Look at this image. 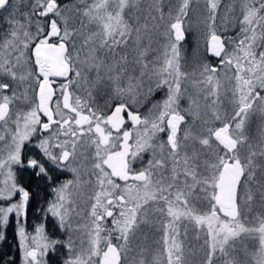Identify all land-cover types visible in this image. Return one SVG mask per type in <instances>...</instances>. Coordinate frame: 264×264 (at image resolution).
<instances>
[{
    "label": "rangeland",
    "instance_id": "rangeland-1",
    "mask_svg": "<svg viewBox=\"0 0 264 264\" xmlns=\"http://www.w3.org/2000/svg\"><path fill=\"white\" fill-rule=\"evenodd\" d=\"M82 2L73 15L83 26L76 33L69 26L72 11L60 15L54 0H10L6 8L0 83L6 76L9 87L0 90V106L6 107L0 117V227L12 218L20 264H100L105 244L94 236L97 215L119 203L126 216L116 243H109L117 248L112 264H210L218 251L223 254L216 264H264V7L259 0ZM51 14L57 21L40 30L43 16ZM175 22L182 39L171 28ZM52 29L66 44L74 89L59 91L56 118L73 119L69 104L88 122L82 129L87 141L73 148V178L56 185L50 198L40 192L48 199L36 205L43 220L53 219L54 236L42 222L26 229L18 183L21 145L37 115L32 45ZM215 38L223 48L206 51ZM161 86V95L151 99ZM121 95L138 108L149 98L154 109L153 121L148 125L143 116L130 139L142 178L117 190L107 169L120 138L107 120ZM167 112L181 117L177 135L164 124ZM76 128L77 141L83 137ZM216 130H225L230 146L214 139ZM61 133L54 127L39 141L45 157L44 143ZM224 164L231 166L229 208L215 200ZM229 229L239 230L230 235Z\"/></svg>",
    "mask_w": 264,
    "mask_h": 264
},
{
    "label": "flooded vegetation",
    "instance_id": "flooded-vegetation-1",
    "mask_svg": "<svg viewBox=\"0 0 264 264\" xmlns=\"http://www.w3.org/2000/svg\"><path fill=\"white\" fill-rule=\"evenodd\" d=\"M10 3V0H5L3 3V6H0V41L1 38L6 37V21H9V17L6 16V8L7 5ZM16 12H20V8H16ZM2 15H4V19L2 18ZM7 18V19H6ZM40 43H50L55 46H58L60 43H63L64 45V53H65V42L57 37L55 29H52L48 33V37L43 42H37L32 43L33 47L36 46V44ZM217 46V47H216ZM260 46V45H259ZM206 51L208 50H220L223 48V46L218 45V42L215 41L213 45L208 42L206 44ZM211 48V49H210ZM217 51V52H218ZM120 57V64H117L118 69L120 70L123 66L120 67L122 62L123 55H119ZM209 57H216L214 54H209ZM63 60L65 61L64 54L62 55ZM112 59V58H111ZM31 61L33 63L35 75H36V86L34 89V104H35V110H36V121L33 124L34 126L31 129V132L29 135H27L26 139H24L21 149H20V166L18 167L19 173L21 175L19 185L22 187L23 190V196H25L26 205H24V213L22 218H27V216H30L37 222L44 223L45 228L49 231L50 234H56L54 229V221L51 218H46L45 220L42 219L43 215H36L34 213L36 210L32 209L30 214L28 215L27 212V206L29 203H34V206L36 205H43L49 198V194L54 192L56 185H62L68 179H72L74 176V155H73V148L76 144V142L84 141L85 139V133L83 129V125L86 122L87 117L81 116L79 112V108L67 104L66 110L69 112V114L72 115L73 119L68 120L64 123H61L63 121L56 118L55 111L53 109V102L59 97L61 91V94L66 90H74L73 84L71 82V75H70V67L69 64L65 61L67 64V74L63 78L53 77L48 75L47 76V82L51 86L53 91V98L50 102V110H51V116L50 118L45 117L42 113L38 111L37 108V97L36 93L39 87L40 81L43 79V77L39 74L36 65L34 64L33 55L31 54ZM125 67V66H124ZM118 70V71H119ZM176 73V72H175ZM177 75V74H176ZM264 75V74H263ZM173 79L171 83L175 82L174 74ZM3 80H5L3 83H0V90L3 92H6L8 89V82H6V76L2 77ZM263 85H264V79ZM8 83V84H6ZM77 83V82H76ZM121 86V85H120ZM80 88V87H79ZM82 89V88H80ZM164 95L169 94L168 91H164ZM73 97V94H71ZM118 103L113 108V116H109V119L107 120L108 124L111 126V129L114 130V132H118L120 143H119V149L112 153L110 156L109 164L107 172L110 174V178L116 183L117 190L122 186H128L131 185V183L134 180L142 178L141 173L139 172V168L137 166V162L135 161L136 156L133 158L131 153V147L132 144L130 143L131 134L134 129H136L139 125V122L142 120L143 116H147L146 121L147 124L151 123L153 120H150L149 116L151 113H153V109L149 110V106L153 102L151 99L147 98V100L141 105V107H133L128 103V96H119ZM126 102V103H124ZM0 108H3L0 112V117L3 115L6 107L4 105L0 106ZM82 118V120H77L79 118ZM162 117H165L164 124L169 127V130L174 135H177L179 132V126L181 123V117L177 113H164ZM84 120V121H83ZM76 121L82 122L80 125L79 123H76ZM76 128L77 137L80 135V137H83L80 140H74L75 132L73 131L74 127ZM54 127H59L62 131L60 134V137L57 135L54 138H51L47 143H44L46 146V152L44 153L47 155L46 157L43 155V148L38 145L40 140H44V137L48 134L50 129ZM69 135V136H68ZM106 135V134H105ZM71 137V138H70ZM173 137L171 134L167 137V142L172 145L173 144ZM37 144V145H36ZM115 154L121 155V159L124 163V167L121 173L118 175H114L113 173V167H112V157ZM34 192V194H33ZM44 192L48 193V198H43L42 193ZM50 194V195H51ZM119 197V201L122 202L123 198L120 196V194L117 192L116 194ZM33 198V199H32ZM139 202V201H138ZM137 202V203H138ZM135 206H143V203H139ZM116 204L113 208H107L103 209L102 212L97 215V220L100 222L103 221H111V219L116 218L119 223L121 222L122 218L126 216V214L121 210L120 205ZM147 205V204H146ZM27 213V214H26ZM48 217V216H47ZM25 219L24 222H25ZM32 220V219H31ZM28 223L30 222L27 221ZM109 243L105 244L104 247V255L101 259L100 264H112L114 262V259L116 258V251L117 248L115 246V254L114 257L110 258L109 256V250L107 249V245ZM108 256V258H107Z\"/></svg>",
    "mask_w": 264,
    "mask_h": 264
},
{
    "label": "water",
    "instance_id": "water-1",
    "mask_svg": "<svg viewBox=\"0 0 264 264\" xmlns=\"http://www.w3.org/2000/svg\"><path fill=\"white\" fill-rule=\"evenodd\" d=\"M5 0H0V6H3ZM171 28L173 29L174 35L179 39L184 38V33L179 28L178 23H172ZM217 41V38L210 41V44L213 45ZM64 54V45L60 43L58 46H55L50 43H40L36 44L33 49V59L34 64L37 67L39 74L43 79L39 83V87L36 93L37 97V108L40 113L45 117L50 118V102L53 98V91L51 86L47 82V76H53L58 78H63L67 74V64L62 58ZM264 79V75H263ZM3 108H0V112ZM214 138L218 140L220 144L228 147L231 144V140L227 137L225 130L214 132ZM112 167L114 175L120 174L124 167V163L121 159V155L115 154L112 157ZM217 195L216 203L223 207H230V199L232 194V175H231V166L229 164H224L221 167L219 178L217 180ZM107 249L109 250L110 258L114 257L115 246L108 245Z\"/></svg>",
    "mask_w": 264,
    "mask_h": 264
},
{
    "label": "trees",
    "instance_id": "trees-1",
    "mask_svg": "<svg viewBox=\"0 0 264 264\" xmlns=\"http://www.w3.org/2000/svg\"><path fill=\"white\" fill-rule=\"evenodd\" d=\"M82 1H84V0H54V3H56L55 4L56 5V9L58 10L60 15L68 17L70 15V12L72 11V15H71L72 17L71 18L68 17V19H70V22H69V20H68V22H69V26L72 29H74L75 33L78 32L77 30H79V29H81V27H83V26L77 27V25L81 24V23H78L80 19L77 16L73 17V15H77V10H80L82 7H84L85 4ZM188 3H189V0H188ZM188 3H187V6L185 7V14L187 12ZM258 3H259V5L261 4L264 7V0H259ZM183 13H184V11H181L180 15L183 16ZM258 18H259L258 15L253 17L254 20H256ZM49 20L57 21L55 19L54 14H51L49 16H46V15L43 16L42 25L39 27L40 30H42L44 32L46 31L47 23H48ZM250 24H252V23L249 22L246 26H249ZM79 31L81 32V30H79ZM71 39H73V38H71ZM112 59H114V57H112ZM177 70H178V68H177ZM178 72H179V70H178ZM173 74H174V72H173ZM179 74H180V72H179ZM176 86H178V85H175L171 89L172 90L171 94L176 91ZM163 90H164V86L156 88L154 93L151 96V99L155 100L158 96L161 95ZM20 188H21V191H23L21 186H20ZM23 194H20V195L18 194V195L21 198L23 196ZM33 194H34V192H33ZM52 195H53V193L51 194V196ZM6 201H4L3 204H6L7 203ZM23 201H24V205H26L25 196L23 198ZM42 205H43V203L41 204V206ZM38 206L40 207V205H38ZM32 209L36 210L34 212V213H36V215L39 214V210H38L37 207L34 206V203H29L28 206H27L28 215L30 214ZM212 218L213 217H211V219ZM22 219H25V218H22ZM124 219L125 218H122L120 223H119V221H117L116 218L111 219V221H103V222H100L99 220H96L97 226L94 228V236L97 237V239H100V241H102L103 245L106 244V243H112V242L115 244L116 240H115L114 236L116 235L117 227L121 223L124 222ZM203 219H205V218H203ZM29 220H30V222L28 223L27 221H29ZM212 221H214V220L212 219ZM36 223H37V221L35 220V217L33 219L32 217L27 216V218L25 219V223L24 224H25L26 229L30 230V228L33 227L34 224H36ZM14 230H15V226H14V222H13L11 217L8 220L7 225H6V227L4 229H1V227H0V264H20V262H21L20 261V251H19L18 242H17L18 239L15 236ZM230 230L231 229H229V231ZM238 230L239 229H236L235 233ZM235 233L232 231V233L230 235L235 234ZM14 241L16 243H14ZM214 249H215V246H214ZM214 249L212 250L213 252H215ZM215 254H214L215 255L214 258L211 259L210 264H216L217 261L221 260V255L223 254V252L218 251Z\"/></svg>",
    "mask_w": 264,
    "mask_h": 264
},
{
    "label": "bare ground",
    "instance_id": "bare-ground-1",
    "mask_svg": "<svg viewBox=\"0 0 264 264\" xmlns=\"http://www.w3.org/2000/svg\"><path fill=\"white\" fill-rule=\"evenodd\" d=\"M210 49H211V48H210ZM56 234H57V232H56ZM56 234H51V235H53V236H54V235H56ZM12 242H13V241H12ZM14 243H16V242L14 241Z\"/></svg>",
    "mask_w": 264,
    "mask_h": 264
}]
</instances>
